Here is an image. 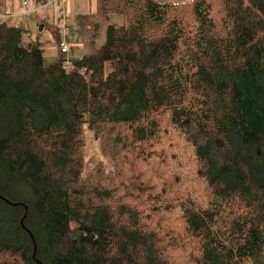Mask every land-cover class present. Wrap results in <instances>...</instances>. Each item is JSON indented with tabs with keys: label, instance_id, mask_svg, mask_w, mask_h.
I'll use <instances>...</instances> for the list:
<instances>
[{
	"label": "trees",
	"instance_id": "obj_1",
	"mask_svg": "<svg viewBox=\"0 0 264 264\" xmlns=\"http://www.w3.org/2000/svg\"><path fill=\"white\" fill-rule=\"evenodd\" d=\"M10 9L0 264H264V0H99L124 24L70 68ZM85 126L128 130L113 143L139 161L131 200L84 176Z\"/></svg>",
	"mask_w": 264,
	"mask_h": 264
},
{
	"label": "rangeland",
	"instance_id": "obj_2",
	"mask_svg": "<svg viewBox=\"0 0 264 264\" xmlns=\"http://www.w3.org/2000/svg\"><path fill=\"white\" fill-rule=\"evenodd\" d=\"M43 1L44 0H10L11 15H7L2 19L10 25L22 27L24 29L23 33H25L26 29L24 28L21 16H26L27 13L30 14V17H27V21H34L37 23V32L30 33L31 41H39L41 43L44 49V62L46 64L62 58L67 60L78 59L91 50L93 52L96 51L105 41L108 24H113L115 26L124 24V17L120 14H112L108 19L99 17L97 0H65L64 4L58 1L63 6L56 4L54 7L44 6ZM23 2H26L28 5L24 6ZM81 2L85 5L87 13H91V16L96 20L91 26V31L86 33L85 38L81 34V29L78 25L80 14L78 6ZM56 6L61 8L58 9ZM39 16L42 17L46 23H39ZM53 25L61 28V36L53 31ZM40 27H42V30ZM66 29L68 33L72 35V39L66 35ZM60 40H64L69 44L70 51L68 54H61ZM65 63L66 67H71V63ZM96 130L97 129L90 128L89 126H85L84 128L86 140V146L84 147V176H94V178H96V184L101 182L102 184L105 183V185L119 186L122 192L121 195L123 194V196L131 200V194L129 192H133L134 178L137 181L139 180L137 173L140 166L139 161H137L136 168V162L133 161L131 154L116 152L115 145L122 143L123 139L118 141L115 145L113 143L117 136L126 137L128 130L124 126H117V128L111 130L110 133H107L106 137L100 133L102 131L96 135ZM192 130L197 136L199 143L206 144V138L195 125H192ZM169 152L170 154L172 153L171 150ZM217 156L219 159L225 157L223 152H219ZM118 161L120 163L119 165L116 164ZM155 162H158V159H156ZM117 166H119V169ZM180 166L183 167L180 172L184 174L188 173L189 167L187 164L183 163L182 165L180 163Z\"/></svg>",
	"mask_w": 264,
	"mask_h": 264
},
{
	"label": "crops",
	"instance_id": "obj_3",
	"mask_svg": "<svg viewBox=\"0 0 264 264\" xmlns=\"http://www.w3.org/2000/svg\"><path fill=\"white\" fill-rule=\"evenodd\" d=\"M58 1H60L62 4H64V1L65 0H54L53 2H51V3H48L47 2V0H44L43 1V5L44 6H55L56 4H58V5H62L60 2H58ZM158 1H162V2H180V1H187V0H158ZM57 2V3H56ZM24 5V4H23ZM28 5V4H27ZM27 5H24V6H27ZM63 6V5H62ZM97 6H99V0H97ZM58 9H60L61 7H58V6H56ZM55 7V8H56ZM56 8V9H57ZM78 11H79V20H78V25L80 26V29H81V34L84 36V38H85V36H86V33H88L89 31H91L90 29H92L91 28V26H92V24H93V22H95L96 20H94V18L91 16V13H87V9H86V7H85V5L81 2L80 4H79V6H78ZM7 15H11L10 14V12H9V14H7ZM7 15H5V16H7ZM4 16V17H5ZM111 16V15H110ZM110 16H103V15H101V14H99V17H105V18H109ZM27 17H30V14L29 13H27L26 14V16H21V20L23 21V23H24V28L26 29V32L25 33H23V40H24V42H31V32H33V33H35V32H37V23L36 22H34V21H31V22H28L27 21ZM38 22L39 23H46L45 21H44V19H42V17H38ZM41 19V20H40ZM108 25H110V24H108ZM107 25V26H108ZM52 28H53V31L56 33V34H58V35H60V27L59 26H52ZM24 30V29H23ZM106 30H107V28H106ZM66 31H67V29H66ZM68 31L66 32V35L67 36H69L71 39L73 38L72 37V35L70 34V33H68ZM61 36V35H60ZM90 37H91V34H90ZM90 37H89V39H90ZM61 41V40H60ZM80 44V43H79ZM70 51V50H69ZM90 53H93V51L91 50L89 53H86L85 55H87V54H90ZM84 55V56H85Z\"/></svg>",
	"mask_w": 264,
	"mask_h": 264
},
{
	"label": "built area",
	"instance_id": "obj_4",
	"mask_svg": "<svg viewBox=\"0 0 264 264\" xmlns=\"http://www.w3.org/2000/svg\"><path fill=\"white\" fill-rule=\"evenodd\" d=\"M53 1L54 0H47L48 3H51ZM23 4L27 5L26 2H23ZM69 50H70L69 44L66 41H64V40H61V42H60V52H61V54H68ZM66 62L70 63V60H67Z\"/></svg>",
	"mask_w": 264,
	"mask_h": 264
},
{
	"label": "water",
	"instance_id": "obj_5",
	"mask_svg": "<svg viewBox=\"0 0 264 264\" xmlns=\"http://www.w3.org/2000/svg\"><path fill=\"white\" fill-rule=\"evenodd\" d=\"M43 27V26H42ZM42 27H40V29L42 30ZM25 219V218H24ZM24 219H23V221H24ZM23 224H24V222H23ZM28 230V229H27ZM31 236H32V233H31ZM32 238H33V236H32ZM33 242H34V247H35V250H34V258L36 259V253H37V246H36V241H35V239L33 238ZM37 260V259H36ZM37 262L38 263H40L38 260H37ZM41 264V263H40Z\"/></svg>",
	"mask_w": 264,
	"mask_h": 264
}]
</instances>
